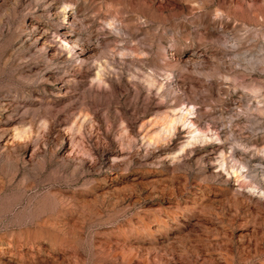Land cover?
<instances>
[{
    "label": "rangeland",
    "instance_id": "374dc122",
    "mask_svg": "<svg viewBox=\"0 0 264 264\" xmlns=\"http://www.w3.org/2000/svg\"><path fill=\"white\" fill-rule=\"evenodd\" d=\"M0 264H264V0H0Z\"/></svg>",
    "mask_w": 264,
    "mask_h": 264
},
{
    "label": "bare ground",
    "instance_id": "6f19581e",
    "mask_svg": "<svg viewBox=\"0 0 264 264\" xmlns=\"http://www.w3.org/2000/svg\"><path fill=\"white\" fill-rule=\"evenodd\" d=\"M190 123H191V125L193 126V122L192 121H190ZM198 130V128H194L193 130H190V131H188V133L189 134H192L193 133V131H197Z\"/></svg>",
    "mask_w": 264,
    "mask_h": 264
}]
</instances>
